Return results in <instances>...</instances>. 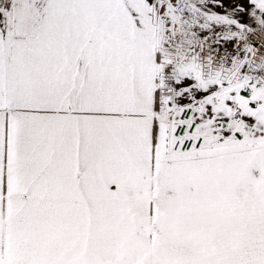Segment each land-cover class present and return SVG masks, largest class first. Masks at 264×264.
Listing matches in <instances>:
<instances>
[{
  "label": "snow or ice",
  "instance_id": "1",
  "mask_svg": "<svg viewBox=\"0 0 264 264\" xmlns=\"http://www.w3.org/2000/svg\"><path fill=\"white\" fill-rule=\"evenodd\" d=\"M0 264H264V0H0Z\"/></svg>",
  "mask_w": 264,
  "mask_h": 264
}]
</instances>
